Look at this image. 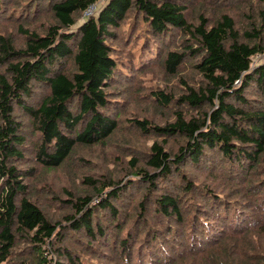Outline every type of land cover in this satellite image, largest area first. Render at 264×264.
Listing matches in <instances>:
<instances>
[{
  "label": "trees",
  "instance_id": "trees-1",
  "mask_svg": "<svg viewBox=\"0 0 264 264\" xmlns=\"http://www.w3.org/2000/svg\"><path fill=\"white\" fill-rule=\"evenodd\" d=\"M98 1L0 0V264H264V0Z\"/></svg>",
  "mask_w": 264,
  "mask_h": 264
},
{
  "label": "rangeland",
  "instance_id": "rangeland-1",
  "mask_svg": "<svg viewBox=\"0 0 264 264\" xmlns=\"http://www.w3.org/2000/svg\"><path fill=\"white\" fill-rule=\"evenodd\" d=\"M127 29L129 30L130 27H127ZM142 45H143V42L140 44L138 49L134 50V54H135V57H136L135 64H136V66L138 68H141L140 66H141L142 62L148 59V58L144 57L143 52L141 51ZM256 65H257V61L255 60L254 63H253V66L255 67ZM120 66L123 67V68L124 67H129V65L123 66V63H120ZM124 72L128 74L127 70H125ZM146 80H147V86H152L153 87V86L156 85V82L154 81L155 79H154V77L151 74L148 75Z\"/></svg>",
  "mask_w": 264,
  "mask_h": 264
},
{
  "label": "built area",
  "instance_id": "built-area-1",
  "mask_svg": "<svg viewBox=\"0 0 264 264\" xmlns=\"http://www.w3.org/2000/svg\"><path fill=\"white\" fill-rule=\"evenodd\" d=\"M107 0H99L97 3L92 4L84 13V16L90 17L96 15V13L99 11L100 7L105 5ZM257 61V65L264 64V54L257 56L254 61ZM254 63V62H253ZM256 65V66H257ZM254 67V66H253Z\"/></svg>",
  "mask_w": 264,
  "mask_h": 264
}]
</instances>
